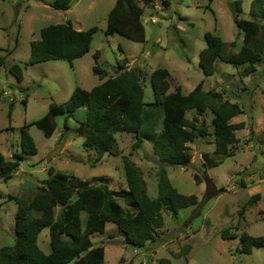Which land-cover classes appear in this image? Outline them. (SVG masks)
Masks as SVG:
<instances>
[{
  "label": "rangeland",
  "instance_id": "obj_1",
  "mask_svg": "<svg viewBox=\"0 0 264 264\" xmlns=\"http://www.w3.org/2000/svg\"><path fill=\"white\" fill-rule=\"evenodd\" d=\"M163 1L165 3L157 1L145 10L142 16L145 42L136 43L118 35H104L107 14L115 0H72L68 11L55 10L39 0H0V57H3L0 65V152L6 159H10L13 152L20 154V133L24 125L42 118L51 103L64 106L76 87L89 91L99 85V78L92 71L95 63L107 77H114L119 66L132 62L126 68L136 69L137 66L141 70L146 104L154 100L151 72L165 68L171 84L180 86L183 94L201 83L204 91L222 93L221 101L225 99L241 106L243 113L230 123L244 122L246 127L235 131L237 142L231 148L232 157L204 170L201 155L214 151L213 115L209 111L200 116L196 124L205 126L206 135L188 144L191 154L188 168L162 165L151 144L143 142L139 149L133 148L134 135L125 133L116 135L115 156L106 155L93 164L94 153L85 150L83 139L75 134L76 120L84 119V109L68 119V131L60 142L57 140L63 118H55L57 129L51 139L30 125L27 131L37 155L25 156L20 170L18 168L11 179L0 181V248L15 242L17 206L12 199L27 204L42 187V181L51 176L50 168L91 185L106 184L110 190L120 191L127 189L122 169V159L127 158L141 170L150 198L157 196L156 175L165 167L171 185L182 195L196 196L199 203L179 210L175 217L162 210L163 226L156 232L154 241L142 249L125 245L115 225L107 223L104 233H95L90 238L94 247H104L105 264H162L161 261L169 264H264V248L253 249L246 255L240 252L239 244L241 233L264 236V55L256 73L247 77L241 75L244 66L235 67L219 60L214 63L211 76H204L198 67V54L206 46V33L228 44L229 52H238L242 33L234 25L230 5L241 2L239 18L250 20L251 0ZM67 21L78 31L97 28L90 52L71 63L27 64L30 45L39 39L40 30ZM95 52H98L96 62ZM13 67L21 70L20 82L11 72ZM173 92V89L169 91ZM193 114L192 111L186 113V118L191 119ZM155 130L159 131V127ZM205 171L210 182L203 180L197 185L193 176ZM255 195L259 196L256 202ZM117 202L128 211L122 199ZM60 212V208L56 209L55 216ZM80 217L84 225L85 214ZM224 229L236 238L222 240L220 234ZM37 245L43 253L50 252L47 229L38 235Z\"/></svg>",
  "mask_w": 264,
  "mask_h": 264
},
{
  "label": "trees",
  "instance_id": "obj_2",
  "mask_svg": "<svg viewBox=\"0 0 264 264\" xmlns=\"http://www.w3.org/2000/svg\"><path fill=\"white\" fill-rule=\"evenodd\" d=\"M39 1L59 11H68L72 2ZM157 1L164 2L115 0L107 14L104 35H118L131 42L144 43L146 35L142 16ZM230 7L234 25L242 33V45L238 52H229V45L218 36L204 34L206 46L198 54V67L206 77L213 74L217 60L235 67L244 66L241 71L244 77L255 74L257 65L262 62L264 0H251L250 20L239 18L242 14L241 2H231ZM257 20H261V23ZM96 31V27L86 31L75 30L69 21L45 27L40 30L39 39L30 45L27 64L49 61L71 63L81 59L90 52ZM93 59L96 62L98 52L93 54ZM2 62L3 57H0V65ZM92 71L102 81L99 85L89 91L76 87L64 106L51 103L42 118L24 125L20 133V154L13 153L10 159H6L0 152V181L12 178L23 161V155L37 153L27 127L34 125L44 137L50 139L57 129L55 118L61 117L63 127L57 141L60 142L68 131V119L73 118L79 109L85 110V117L81 121L76 120L75 134L83 139V148L94 153L93 164L100 162L105 155L115 156L116 135L125 133L134 135L136 141L133 148L139 149L143 142L151 144L157 161L162 165L188 168L191 165L188 144L207 133L204 125H196L206 111L213 115L214 151L201 155L204 170L212 169L222 160L232 157L231 148L237 142L235 131L244 130L246 124L230 123L243 110L236 103L225 99L221 101L222 93L204 91L199 83L191 92L183 94L180 86L171 84L169 72L165 68H157L150 74L154 100L146 104L139 70L121 65L114 77H107L106 72L95 63ZM11 72L18 82L22 80L19 68L13 67ZM171 89L174 90L172 94L169 93ZM190 111L194 114L188 119L186 113ZM10 114L11 111L8 119ZM156 127H159V131L155 130ZM249 131L252 133L251 127ZM122 165L126 190L112 191L106 184L91 185L50 168L48 172L51 177L42 181V187L27 204L13 198L17 206L14 215L15 242L12 246L0 248V264H105L104 247H94L90 238L95 233H104L107 223L115 225L124 237L125 245L142 249L154 241L156 232L163 226L162 210L175 217L179 210L198 205L196 196L182 195L171 185L165 167H161L156 175L157 196L150 198L141 170L127 158L122 159ZM193 179L197 185L203 180L210 182L206 171L200 176L194 175ZM119 198L124 201L128 211L117 202ZM254 199V202L258 201L259 196L255 195ZM58 208L61 212L55 216ZM82 213L85 214L84 225L81 223ZM45 229L49 233L48 254L43 253L37 245L38 235ZM220 238L229 240L236 237L224 229ZM239 244L240 252L249 255L253 249L264 248V236L252 237L241 233ZM161 262L169 264L168 261Z\"/></svg>",
  "mask_w": 264,
  "mask_h": 264
},
{
  "label": "crops",
  "instance_id": "obj_3",
  "mask_svg": "<svg viewBox=\"0 0 264 264\" xmlns=\"http://www.w3.org/2000/svg\"><path fill=\"white\" fill-rule=\"evenodd\" d=\"M145 35H146V34H145ZM156 44H158V43L156 42ZM86 55H87V54H86ZM86 55H85V56H86ZM85 56H84V57H85ZM84 57H83V58H84ZM83 58H81V59H83ZM78 60H80V59H78ZM124 60H127V59H124ZM76 61H77V60H76ZM135 62H136V61H135ZM135 62H134V63H135ZM134 63H133V64H134ZM130 64H132V62H131V63L129 62V64H126V66H128V65H130ZM136 69L139 70V71L141 72V70H140L139 68H137V66H136ZM166 70H167V69H166ZM141 73H142V72H141ZM99 81H100V80H99ZM101 82H102V81H100V83H101ZM53 135H54V134H53ZM52 137H53V136H52ZM52 137H51V138H52ZM51 138H50V139H51ZM57 141H58V140H57ZM87 151H89V150H87ZM90 152H92V151H90ZM13 153H14V152H13ZM15 153H17V152H15ZM37 153H38V152H37ZM37 153H36L35 155H37ZM35 155H23V160H24L25 158H27V157H25V156L32 157V156H35ZM105 156H106V155H105ZM19 170H20V166H19ZM18 172H19V171H18ZM50 177H51V176H50ZM104 252H105V251H104ZM249 255H250V254H249Z\"/></svg>",
  "mask_w": 264,
  "mask_h": 264
}]
</instances>
